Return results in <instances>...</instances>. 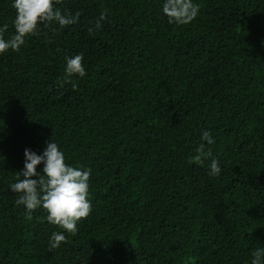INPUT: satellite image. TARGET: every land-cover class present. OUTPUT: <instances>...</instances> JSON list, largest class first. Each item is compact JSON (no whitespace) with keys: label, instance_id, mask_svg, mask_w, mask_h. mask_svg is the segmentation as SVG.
<instances>
[{"label":"trees","instance_id":"1","mask_svg":"<svg viewBox=\"0 0 264 264\" xmlns=\"http://www.w3.org/2000/svg\"><path fill=\"white\" fill-rule=\"evenodd\" d=\"M162 2L58 0L76 24L0 54V264H250L264 244V0H193L184 25ZM15 15L0 0L6 39ZM76 54L83 78L64 71ZM202 130L217 176L194 160ZM51 139L91 171L74 235L43 208L28 219L9 190L24 150ZM56 231L66 238L50 249Z\"/></svg>","mask_w":264,"mask_h":264},{"label":"clouds","instance_id":"2","mask_svg":"<svg viewBox=\"0 0 264 264\" xmlns=\"http://www.w3.org/2000/svg\"><path fill=\"white\" fill-rule=\"evenodd\" d=\"M58 0H12L16 10L13 25L14 34L4 38L8 24H0V54L8 50L19 51L26 43V37L37 35L39 29L55 23L59 27L76 24L81 16L79 11L74 14L62 12L56 7ZM162 12L168 17L169 23L184 25L192 22L198 15L199 6L193 0H163ZM107 18V11L101 12L89 32L102 28ZM64 68L69 77L86 76L83 55L68 56ZM202 141L194 150V160H209L208 174L217 176L221 173L220 161L212 156L207 145L215 143V138L208 130H202ZM24 167L17 172L15 182L9 184V190L19 193L16 203L23 205L26 217L32 218V212L38 208L47 211L46 221L58 225L67 233L76 234L78 222L86 218L92 211L89 199L90 169L73 166L66 162L65 153L53 139L46 143L42 152L31 149L24 150ZM42 165L39 168L38 166ZM65 232H53L49 239V248L61 247L65 240ZM250 264H264V244L250 252Z\"/></svg>","mask_w":264,"mask_h":264}]
</instances>
